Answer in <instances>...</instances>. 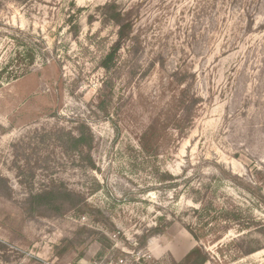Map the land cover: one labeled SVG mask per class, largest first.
Masks as SVG:
<instances>
[{
  "label": "rangeland",
  "instance_id": "1",
  "mask_svg": "<svg viewBox=\"0 0 264 264\" xmlns=\"http://www.w3.org/2000/svg\"><path fill=\"white\" fill-rule=\"evenodd\" d=\"M119 258L264 264V0H0V264Z\"/></svg>",
  "mask_w": 264,
  "mask_h": 264
},
{
  "label": "built area",
  "instance_id": "2",
  "mask_svg": "<svg viewBox=\"0 0 264 264\" xmlns=\"http://www.w3.org/2000/svg\"><path fill=\"white\" fill-rule=\"evenodd\" d=\"M92 264H127L125 259L123 258H119V259H115V260H98V261H95L94 263Z\"/></svg>",
  "mask_w": 264,
  "mask_h": 264
},
{
  "label": "trees",
  "instance_id": "3",
  "mask_svg": "<svg viewBox=\"0 0 264 264\" xmlns=\"http://www.w3.org/2000/svg\"><path fill=\"white\" fill-rule=\"evenodd\" d=\"M115 51H116V50L112 51V52L108 55L107 62H108V60L111 61V59L114 58ZM105 66H108V64L105 63Z\"/></svg>",
  "mask_w": 264,
  "mask_h": 264
}]
</instances>
